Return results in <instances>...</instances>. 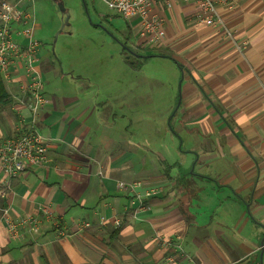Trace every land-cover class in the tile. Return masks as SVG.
I'll return each mask as SVG.
<instances>
[{
	"label": "crops",
	"instance_id": "crops-1",
	"mask_svg": "<svg viewBox=\"0 0 264 264\" xmlns=\"http://www.w3.org/2000/svg\"><path fill=\"white\" fill-rule=\"evenodd\" d=\"M7 1L42 28L47 0ZM217 9L226 30L198 24L194 0L157 4L166 36L148 42L133 19V53L112 40L98 56L39 47L48 161L0 169V264L264 262V0ZM26 81L20 60L0 72V139L30 118ZM118 182H140L143 203ZM26 217L38 223L14 236Z\"/></svg>",
	"mask_w": 264,
	"mask_h": 264
},
{
	"label": "built area",
	"instance_id": "built-area-1",
	"mask_svg": "<svg viewBox=\"0 0 264 264\" xmlns=\"http://www.w3.org/2000/svg\"><path fill=\"white\" fill-rule=\"evenodd\" d=\"M110 10L119 14L123 19H139L141 35L150 43H158L166 36L165 19L162 16L151 15V11L159 3L170 7L172 0H101ZM225 0H194L197 11L195 21L207 27L225 29L218 5ZM226 30V29H225ZM36 17L32 10H21L16 3L7 0L0 1V72L7 78L9 69L16 60H20L27 81L21 86L24 93L22 104L28 109L30 118L22 120L24 128L15 137L0 139V169L10 178L25 173L31 168L40 167L47 163V146L40 133L37 122L40 112L48 100L44 94L42 71L36 66L37 52L40 43L35 38ZM22 38L26 43L18 41ZM140 182H118L119 190L134 194L143 203L138 189ZM159 189L146 191L145 197L157 194ZM6 213V212H5ZM101 222H105L102 217ZM38 223L37 218L26 217L10 226L14 236H20L19 229H29ZM116 226L120 223L114 221ZM86 223L84 227H89ZM171 243H167L170 245ZM264 248V245H263Z\"/></svg>",
	"mask_w": 264,
	"mask_h": 264
},
{
	"label": "rangeland",
	"instance_id": "rangeland-1",
	"mask_svg": "<svg viewBox=\"0 0 264 264\" xmlns=\"http://www.w3.org/2000/svg\"><path fill=\"white\" fill-rule=\"evenodd\" d=\"M36 5L37 22L42 28L36 31L35 38L40 47L53 44L59 51L64 43L74 42L89 56L103 55L109 48L105 43L108 40L121 41L126 44L127 52L133 53V46L137 38L133 33H128V28L134 27L133 19L127 21L119 14L110 10L101 0H94V6L90 0H47ZM62 3L67 12H63ZM101 14V15H100ZM130 26V27H129ZM131 31V30H130ZM50 46V45H49ZM79 50V49H76ZM127 55H130L127 53ZM135 61V57H132ZM135 63V62H134Z\"/></svg>",
	"mask_w": 264,
	"mask_h": 264
},
{
	"label": "water",
	"instance_id": "water-1",
	"mask_svg": "<svg viewBox=\"0 0 264 264\" xmlns=\"http://www.w3.org/2000/svg\"><path fill=\"white\" fill-rule=\"evenodd\" d=\"M59 5H60L61 7H63V12L66 13V10H65L63 4H62V3H59ZM263 263H264V262H263V260L261 259V263H260V264H263Z\"/></svg>",
	"mask_w": 264,
	"mask_h": 264
}]
</instances>
